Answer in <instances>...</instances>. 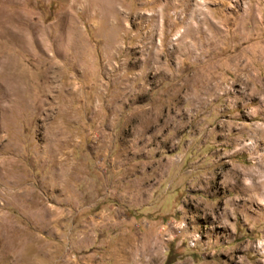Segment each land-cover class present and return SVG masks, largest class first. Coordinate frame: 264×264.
I'll list each match as a JSON object with an SVG mask.
<instances>
[{
	"label": "rangeland",
	"instance_id": "obj_1",
	"mask_svg": "<svg viewBox=\"0 0 264 264\" xmlns=\"http://www.w3.org/2000/svg\"><path fill=\"white\" fill-rule=\"evenodd\" d=\"M261 131L264 0H0V264H264Z\"/></svg>",
	"mask_w": 264,
	"mask_h": 264
},
{
	"label": "bare ground",
	"instance_id": "obj_2",
	"mask_svg": "<svg viewBox=\"0 0 264 264\" xmlns=\"http://www.w3.org/2000/svg\"><path fill=\"white\" fill-rule=\"evenodd\" d=\"M260 133L264 134V131H261ZM250 176L252 178L251 185L255 186V189H253V191L250 192V194H252L250 197H253L256 200L257 196H262V198L264 199V180L259 181L261 177L264 179V171L259 170L257 172H254ZM263 210H264V207H263Z\"/></svg>",
	"mask_w": 264,
	"mask_h": 264
},
{
	"label": "trees",
	"instance_id": "obj_3",
	"mask_svg": "<svg viewBox=\"0 0 264 264\" xmlns=\"http://www.w3.org/2000/svg\"><path fill=\"white\" fill-rule=\"evenodd\" d=\"M164 264H168V263H164Z\"/></svg>",
	"mask_w": 264,
	"mask_h": 264
}]
</instances>
